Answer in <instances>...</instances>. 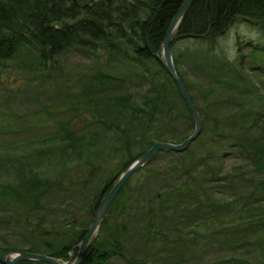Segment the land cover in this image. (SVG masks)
<instances>
[{"label": "trees", "instance_id": "obj_1", "mask_svg": "<svg viewBox=\"0 0 264 264\" xmlns=\"http://www.w3.org/2000/svg\"><path fill=\"white\" fill-rule=\"evenodd\" d=\"M182 1L0 0V58L3 59L0 61H6L11 55L2 53L4 45L10 46L14 54L20 45L32 47L47 61L62 55L69 48L78 49L94 59L99 58L104 51L109 58L124 59L136 67L139 66L140 80L154 83L151 84L153 88L149 89L159 90L160 94L168 90L185 107L175 82L162 74L161 64L155 57ZM19 19L22 20L16 22ZM243 20L263 31L264 0H196L172 43L177 66L189 90L193 84L187 78L184 59L191 61L198 55V66L204 69L210 63L209 69L214 68L208 76L215 79L213 82L215 85L208 86L210 89L202 95L207 100L214 99L217 114L212 116L211 108L200 110L203 114L204 128L209 125L213 128L209 131L213 130L220 137L222 144L228 143L229 147L236 150L240 159L239 164L236 163L232 171L224 172L217 166L222 156L216 151L212 153L209 150L207 157L204 156L199 164L182 157L184 154H191L192 151L184 154L159 152L150 164L160 155L176 158L171 162L172 167L167 168L166 171L163 166L157 165L158 168L151 172L148 167L138 172L139 177L142 175V181L138 188L133 190L127 214L116 221L117 226L107 228V232H112L110 236L114 239L115 248L118 249L113 254L118 255L119 252V255H122L121 246L124 239L134 241L155 237L156 241L161 242L165 238L164 232L180 231L182 226L180 208H186L190 213L186 220L192 227L194 239L198 236L199 229L211 226L205 223V213L208 214L207 220L218 227V229L211 227L205 240L213 242L212 246L217 247L219 244L218 248L221 252L229 247L230 258H234L219 264H253L257 262V258H260L256 254L264 253V52L255 47L253 51L255 66L249 73L243 71L242 64L232 66L215 55L218 40L230 32L236 23ZM148 62L154 66L149 65ZM223 62L228 68L230 67V70L225 71ZM98 72L97 80L100 89H102L100 84L102 79H107L106 82L109 84H123L127 80V76H112L113 74H106L100 70ZM253 74L260 76L262 80L254 81L251 76ZM133 76L136 78L137 74ZM138 77L136 79L139 81ZM202 87L205 85L199 88ZM237 95H242L241 100H238ZM128 97L125 99H128L130 104L131 100ZM125 99H118L115 102L126 110V115L130 113L131 124L141 122L142 132L137 138L143 144L142 153L149 149L154 140L179 143L174 138L175 134L172 130H154L152 135V132L146 134L148 128L143 127V120L148 123L155 117L157 120V115L165 116L164 107H168L166 112L178 113L173 109L175 105L171 108L163 100L151 106L150 114H143L136 113L134 109H126V102L123 101ZM167 102L176 104L173 102L177 101L173 97V101L168 99ZM185 109L179 112V115L186 113L194 128L192 117L186 107ZM134 112L136 116H132ZM206 113L212 117L211 122ZM103 120L100 117L98 121L101 124ZM114 128L118 130L119 126H112V129ZM122 132L124 134L126 131ZM72 135L69 133L68 138ZM71 149L73 148L69 150ZM209 160L213 161L212 164ZM201 167L204 170L200 174ZM181 175L185 176L183 178L186 181L178 184L181 182L179 178ZM25 176L21 175L19 178L24 181ZM196 176L198 183L193 184L196 182ZM160 177L164 179L158 182L153 192L149 185L154 184ZM38 181L37 179L25 181L23 186L18 185L20 183L17 184L23 189L26 197L35 198L32 202L35 207L31 212L23 213L26 218L23 221L25 225L22 227V233L14 244L7 245L9 241H5L7 248L29 252H37L42 248L50 252L54 247L49 243L50 240L69 236L66 233L49 234L50 230H54L53 227L57 226L55 224L50 225L45 233L43 232L42 225L45 220L38 218L35 211L42 210L39 208L42 196L52 192L53 187L50 186L51 190L48 192L45 188V193L40 194L44 186ZM131 182L129 180L126 183L120 193L121 196ZM113 183L114 178L106 182L105 194L110 191ZM62 185L60 183L59 187L61 188ZM18 191L13 189L15 196L18 195ZM59 191L62 190L59 189ZM102 195L101 193L93 200H89L90 212H96ZM54 202L53 204H57L58 207H52L51 210L44 209V215L48 214V211L55 214V209L62 206L59 199ZM27 220H31L35 225L30 226ZM105 225L106 222L102 227ZM153 225L159 229V232L156 231L154 235L151 234L152 229L155 228ZM85 230L80 231V238L86 233L87 230ZM228 233L232 235L229 245L226 240H222V237H226ZM44 235L45 238L42 239L41 236ZM40 241L45 242L46 245L39 247ZM168 242L167 239L165 243L168 244ZM156 245L159 246V243ZM71 247L70 244L64 245L48 256L67 261L68 254L65 252ZM102 247L91 248L83 264H109L112 256L109 246L104 244ZM7 248L0 246V251H5ZM122 259L128 264L133 262L138 264V261L133 258ZM144 262L145 260L140 261V263ZM20 264L39 263L22 262Z\"/></svg>", "mask_w": 264, "mask_h": 264}, {"label": "rangeland", "instance_id": "obj_2", "mask_svg": "<svg viewBox=\"0 0 264 264\" xmlns=\"http://www.w3.org/2000/svg\"><path fill=\"white\" fill-rule=\"evenodd\" d=\"M255 45L264 47V30L261 31L243 20L236 23L230 32L218 40L215 55L229 65L242 64L243 71L249 73L255 66L254 50L251 51L250 47L254 49ZM16 54L13 60L0 61V246L7 248L5 241H9L7 245L14 244L25 225L23 221L26 215L23 213H29L35 207L32 203L35 198L26 197L18 185L23 186V182L37 179L39 184L44 186L40 194L45 193V188L48 192L51 190L50 186L53 187L52 192L42 196L39 206L42 210L35 211L38 218L45 220L42 225L43 232L55 224L57 226L53 227L54 230H50L49 234L66 233L69 236L50 240L49 243L54 246L50 252L40 248L32 253L48 255L54 253L55 249L70 244L72 247L65 252L68 254V260H62L73 263L83 238V236L80 238V231L89 229L88 226L93 222L96 213L89 211V200H93L101 193L103 199L107 195L105 194L107 191H104L106 182L113 178L115 182L128 164L137 155L142 154L143 144L137 138L142 132L141 122L131 124L130 113L126 115V110L116 105L115 101L129 96L130 104L128 99L123 100L126 102V109H134L136 113L143 114H150L151 106L163 100L170 107L175 105L173 109L178 113L166 112L168 107H164L165 116L157 115V120L155 117L148 123L143 120L144 129L148 128L146 134L152 132L153 135V131L159 129L172 130L174 138L181 143L193 133L194 128L186 113H183L185 116L179 115V112L186 110V105L184 107L179 103L175 95L168 90L160 94L159 90L149 89L153 88L151 84L154 83L140 80L139 66L136 67L124 59L109 58L104 51L99 58L94 59L78 49L69 48L62 55L47 61L38 51L26 45H20ZM184 61L187 78L193 84L190 90L188 88L187 90L200 114V110L211 108L210 114L216 115L214 99L207 100L202 95L208 92L209 87L215 85L213 84L215 79L208 76L214 68L209 69L210 63L204 69L198 66V55L194 60ZM226 63L225 71L230 70ZM148 64L154 66L151 62ZM99 70L113 74L112 76H127V80L123 84H109L106 82L107 79L101 78L100 89L97 80ZM136 74L139 81L133 76ZM251 76L254 81L262 80L260 76L254 74ZM204 85L205 87L199 88ZM173 97L177 101L173 103L176 104L168 103L167 100L173 101ZM237 98L241 100L242 95H237ZM135 112L132 116H136ZM206 115L211 122L212 117L207 113ZM100 117L104 119L101 124L98 121ZM115 125L119 126L118 130L112 129ZM210 129L213 128L206 125L198 140L180 154L192 151L191 154H184L182 157L199 164L204 156L207 157L209 150L212 153L216 151L222 156L217 166L224 172L232 171L236 163L238 165L240 162L238 153L229 147L228 143H223L222 148L220 137L213 130L209 131ZM124 130L126 132L123 134ZM69 133L73 135L68 138ZM156 141L158 140H154L153 143ZM71 147L73 149L69 150ZM175 158L160 155L148 169L151 172L160 165L166 171L172 167L171 162ZM212 162L209 160V163ZM199 170L201 174L204 168L201 167ZM21 175H26L24 181L19 178ZM138 175L137 172L129 179L132 182L126 186L124 195H120L114 201L105 219L106 225L99 230L89 250L94 247L103 248L104 244L109 246L112 254L109 264H128L122 258L128 260L133 258L138 264H219L234 259L230 258L229 247L221 252L219 244L217 247L212 246L213 242L205 240L211 227L218 229L207 220V213L205 223L211 226L199 229L198 236L194 239L192 227L186 220L187 216H190L186 208L179 209L182 217L180 231L164 232L165 238L161 242L156 241L155 237L134 241L124 239L121 246L122 255H119V252L118 255L113 254L118 249L115 248L114 239L110 236L112 232H107V228L117 226L116 221L127 214L133 190L138 188L142 181V175L141 177ZM183 177L185 176H179L181 182L178 184L186 181ZM195 178L196 182L193 184L198 183V177ZM163 179L164 177H160L154 184L151 183L149 188L155 192L156 185ZM60 183L63 184L61 188ZM13 189L19 190L18 195L15 196ZM56 199H59V203L62 202V206L55 209V214L48 211V214L44 215V209L58 207L57 204H53ZM27 222L30 226L35 225L31 220ZM156 231L159 232L158 227L153 228L151 234H156ZM222 231L228 232L225 229ZM226 235L222 240H226L229 245L232 235L229 233ZM41 238H45V235ZM167 239L168 244L165 243ZM44 245L46 243L40 241L38 246ZM3 252L0 251V255ZM256 256L260 258L253 264H264V253H257ZM144 260V263H140ZM135 263L137 262L132 264Z\"/></svg>", "mask_w": 264, "mask_h": 264}, {"label": "water", "instance_id": "obj_3", "mask_svg": "<svg viewBox=\"0 0 264 264\" xmlns=\"http://www.w3.org/2000/svg\"><path fill=\"white\" fill-rule=\"evenodd\" d=\"M195 1L196 0H184L180 5L179 11L171 21L162 44L163 57H165L168 62L163 63V65L161 64L162 66L168 68V72L174 79V82L179 89L180 95L190 115L192 116L194 122L193 133L179 144L160 141L154 142L151 148L140 154L129 166L124 169V171L115 180L111 190L102 199L99 209L94 215L93 222L81 239L77 257L73 263L64 262L61 259L44 254H37L20 250H9L0 255L1 264H20L22 262H35L43 264H83L87 257L93 239L101 229L111 206L119 196L126 183L129 181V179L134 176L139 170L147 166L149 162L154 158V156L159 152L183 153L194 141L198 140V138L201 136V132L203 129L201 114L193 99L189 95L184 80L178 72L175 62V55L172 50L173 39L176 33L179 31L187 11L195 3ZM156 56L160 58V56Z\"/></svg>", "mask_w": 264, "mask_h": 264}, {"label": "bare ground", "instance_id": "obj_4", "mask_svg": "<svg viewBox=\"0 0 264 264\" xmlns=\"http://www.w3.org/2000/svg\"><path fill=\"white\" fill-rule=\"evenodd\" d=\"M184 1V0H183ZM182 1V2H183ZM182 2H181V4H182ZM180 4V5H181ZM193 6V5H192ZM192 6L189 8V10L187 11V13H186V15H185V18L187 17V15H188V13H189V11H190V9L192 8ZM81 8H83V7H81ZM179 8H180V6H179ZM179 8H178V10H177V12L179 11ZM177 12L175 13V15L177 14ZM185 18H184V20H185ZM22 19H19V20H16V22H19V21H21ZM184 20H183V22H184ZM182 22V23H183ZM164 40V39H163ZM162 44H163V42H162ZM162 44H161V48H159V49H157V51H156V53H155V57L158 59V61H159V63L160 64H162L163 65V63H167L168 61L166 60V58L165 57H163V53H162ZM20 47V46H19ZM255 47H258V50H260L261 52H264V47H262V46H260V45H255L254 46V49H255ZM253 49V47H250V50L252 51V50H254ZM17 51V50H16ZM2 53H4L5 55L6 54H11V55H9L8 56V58L6 59V61H10V60H13L14 58L13 57H15V56H17V54L15 53L14 54V52L10 49V46H8V45H4V47H3V51H2ZM13 53V54H12ZM156 55H158V56H160V58H158ZM1 60H3L2 58H0ZM175 62H176V58H175ZM162 65H160V68H161V70H163V75H165V76H168L170 79H172L173 81H174V79L172 78V76L170 75V73L168 72V68H166L165 66H162ZM176 67H177V69H178V72H179V74L181 75V73H180V71H179V68H178V66H177V62H176ZM182 77V76H181ZM202 116V115H201ZM202 118V121L204 120L203 119V116L201 117ZM203 123H204V121H203ZM139 156V155H138ZM137 156V157H138ZM136 157V158H137ZM135 158V159H136ZM135 159H133L129 164H128V166L135 160ZM151 162V161H150ZM150 162H149V164H150ZM149 164L147 165V166H145L144 168H142L141 170H139L138 172H140V171H142L143 169H145V168H147L148 166H149ZM114 185V184H113ZM113 185H112V187H113ZM111 187V188H112ZM111 190V189H110ZM121 193V192H120ZM120 195V194H119ZM100 204H101V202H100ZM100 204H99V206H100ZM99 206H98V208H97V210L99 209ZM97 210H96V212H97ZM7 251H9V250H7ZM89 252V251H88ZM76 257H77V255H76ZM76 257H75V259H76ZM70 258H71V256H70Z\"/></svg>", "mask_w": 264, "mask_h": 264}]
</instances>
